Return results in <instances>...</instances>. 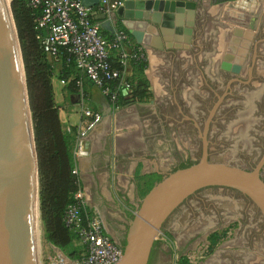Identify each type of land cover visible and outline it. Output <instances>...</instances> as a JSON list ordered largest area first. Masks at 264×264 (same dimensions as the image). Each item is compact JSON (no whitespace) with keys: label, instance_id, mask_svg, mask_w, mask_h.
<instances>
[{"label":"flooded vegetation","instance_id":"flooded-vegetation-1","mask_svg":"<svg viewBox=\"0 0 264 264\" xmlns=\"http://www.w3.org/2000/svg\"><path fill=\"white\" fill-rule=\"evenodd\" d=\"M198 7L200 10L197 17L195 15L197 20L192 22V45L191 49H187L189 54L178 56L177 49H170L166 52L171 61L169 66L159 70V75L163 78L162 83L167 84L165 87L170 91V100L166 98L167 104L157 106L156 109L138 111V115L134 112L143 122L155 126L156 133L144 136L147 149L162 164L164 176L182 167L196 164L201 157L204 143L208 152V148L219 138L216 145H225L222 154L224 159L227 157L225 163L221 164L251 171L261 163L259 177L264 183V11L257 17L255 15L249 23H241L238 27L243 31V26L252 27L256 30L253 35L247 32L242 33V36H233L231 29L224 27L223 30H227L221 33V37H215L214 34L218 30L211 21L213 10L210 6H203L202 2H198ZM230 46L237 47L232 63L224 59ZM242 49L243 56L237 57ZM203 51L205 56L199 60L198 54ZM248 54L251 56L248 57ZM236 60L241 62L237 63ZM188 71L189 76L186 75ZM217 86L221 88L217 89ZM179 93H182V96ZM226 98H233V101L225 102ZM208 101H212L210 109L202 108V103ZM188 103L191 108L186 112L185 105ZM172 104L175 110L169 109ZM180 130L192 131L190 142L200 150L199 158L192 156L191 151L184 156L173 151L166 158L162 156L163 153L160 154L159 151L163 150L165 143L167 146L175 144L174 138L181 135ZM153 137L158 140L151 142ZM238 147L245 148L248 152L244 155L243 151H232ZM209 157L208 152V160ZM233 202L251 209L254 215L260 216L251 201L239 192L223 187H207L185 199L168 217L162 226L161 237L165 233L174 236V226L180 222H184L183 229L189 225L188 230L204 224L206 230H226L233 226L232 221L228 222ZM260 223L264 226V222L260 221L254 222L252 227L245 226L242 222H237L236 225L239 233L251 238V235L258 236ZM191 237H195L193 233ZM112 239L121 248L124 241L123 232H116ZM244 259L249 260L250 257ZM183 260L184 258L180 257L174 262L167 245L160 241L153 245L147 264H179ZM187 260L192 264L189 258ZM256 260L253 264H264L258 256Z\"/></svg>","mask_w":264,"mask_h":264},{"label":"water","instance_id":"water-1","mask_svg":"<svg viewBox=\"0 0 264 264\" xmlns=\"http://www.w3.org/2000/svg\"><path fill=\"white\" fill-rule=\"evenodd\" d=\"M250 1L254 4V0ZM84 3L95 7L99 0H84ZM171 3L169 0H149L145 5L159 10L164 4L169 7ZM234 6L230 5L231 8ZM260 12L261 8L257 15ZM159 19V14L155 13L153 21ZM109 26L104 22L101 29L111 33ZM237 32L242 34L238 29L232 30L231 34L238 36ZM131 35L136 36L135 33ZM136 42L141 44L138 39ZM165 46L168 49L189 48L187 44L170 41ZM227 51L224 59L232 63L237 47L230 46ZM260 167L261 163L247 171L211 163L204 143L196 164L164 175L142 199L128 220L122 255L117 264H147L152 247L162 234L164 222L185 199L207 187L239 192L251 201L264 221V183L259 177ZM34 179L40 222L38 165L25 68L11 1L0 0V264H37Z\"/></svg>","mask_w":264,"mask_h":264},{"label":"crops","instance_id":"crops-1","mask_svg":"<svg viewBox=\"0 0 264 264\" xmlns=\"http://www.w3.org/2000/svg\"><path fill=\"white\" fill-rule=\"evenodd\" d=\"M122 1L123 5L119 9L114 10L107 6L105 13L98 16V20L101 24L108 22L111 31L125 28L135 42L137 39L140 40L147 54L145 78L149 85H157L163 80L159 70L167 68L171 62L166 55L170 49L165 43L170 41L187 44L188 50L191 49L187 39L189 33H192V11L187 8L177 12L175 7L176 13L164 12V8L159 10H154L151 6L147 8L145 3L149 0ZM182 1L185 4L190 3V0ZM214 1L209 4L213 10L212 19L217 20L213 26L220 31L224 27L232 31L234 27H240L241 23H249L258 14L259 8H261L259 15L264 11L263 0H254V4L250 0H239L221 5L213 4ZM232 4L235 6L231 8ZM242 10L246 12L243 13ZM155 13L160 16L157 22L153 21ZM174 28L180 32L176 40L171 33ZM186 29L191 32L187 34ZM242 29L251 32L252 35L256 32L244 27ZM131 32L136 36L133 37ZM107 33L109 34L108 31ZM218 36L221 37V32ZM182 49L183 51L177 49L178 56H187L189 51ZM61 68V62L52 63L51 86L61 128L68 137L72 149L82 123L81 104L102 115L101 122L88 136L89 155L76 161L77 174L81 181L80 188L84 192L87 209L89 213L102 220L105 231L111 238L120 231L123 232L125 239L128 220L137 211L149 190L163 178L162 164L147 149L144 134L140 128L133 127L130 117L119 119L117 125H113L114 114L110 112L108 101L99 89L86 81L83 82L85 91L80 90L79 94H72L66 88L67 83L60 80ZM123 111L124 109L115 115L123 117L121 115ZM73 246L78 248V254L82 253L83 247L78 241L75 240Z\"/></svg>","mask_w":264,"mask_h":264},{"label":"built area","instance_id":"built-area-1","mask_svg":"<svg viewBox=\"0 0 264 264\" xmlns=\"http://www.w3.org/2000/svg\"><path fill=\"white\" fill-rule=\"evenodd\" d=\"M32 10H39L40 17L35 21V30L43 32L40 44L51 68L54 61L68 67L73 65L81 76L92 86L99 89L108 101L110 112L116 114L125 106L123 99H131L130 81L111 69L108 61L115 59L124 70L130 63L136 66L147 65V54L143 45L135 42L125 28H118L108 36L102 34L98 16L105 13L107 6L119 9L122 0H99L90 7L84 0H26ZM62 49L66 51L63 60ZM119 80V85H112ZM82 87V80L78 81ZM82 123L71 151L74 161L89 155V133L102 120L99 112L85 104L80 108ZM77 174V169L72 171ZM64 226L76 237L83 247L76 264H117L121 248L105 231L102 220L89 213L84 192L79 188L63 215Z\"/></svg>","mask_w":264,"mask_h":264},{"label":"trees","instance_id":"trees-1","mask_svg":"<svg viewBox=\"0 0 264 264\" xmlns=\"http://www.w3.org/2000/svg\"><path fill=\"white\" fill-rule=\"evenodd\" d=\"M11 11L21 46L32 117L38 165L40 220L46 241L66 253L70 259H78V251L76 253L73 246L76 237L64 226L62 219L65 209L73 203L74 194L81 187V181L78 174L72 173L77 169V162L72 156L69 139L62 131L54 104L52 68L40 44L43 32L35 30V21L40 17V11L32 10L26 0H13ZM102 34L108 36L107 31L102 30ZM62 54L64 60V49ZM108 63L125 81H130L131 99L126 102L123 96V105L141 102L149 89L144 76L147 65L136 66L130 63V69L124 70L115 59ZM60 80L67 83L66 88L72 94L85 91L83 85L79 87L78 81L86 83V79L72 64L68 67L62 64ZM112 85L118 86L119 80L113 81ZM180 264L189 263L184 258Z\"/></svg>","mask_w":264,"mask_h":264},{"label":"rangeland","instance_id":"rangeland-1","mask_svg":"<svg viewBox=\"0 0 264 264\" xmlns=\"http://www.w3.org/2000/svg\"><path fill=\"white\" fill-rule=\"evenodd\" d=\"M11 3L13 0H9ZM151 1V0H150ZM173 1L169 7L172 9H168L169 7L166 6V4L163 5L162 8H164V12H178V10L183 9L187 10V7L190 11H192V22L195 18V15L197 17V14L200 10L198 7V2H202L203 6L209 7V4L212 0H190V6L188 4H185L182 0H169ZM239 0H215L213 4H219L222 3H232ZM264 3V0H263ZM175 7L176 11H175ZM216 20V19H215ZM215 20L211 18L212 23H215ZM217 22V20H216ZM234 29H238L239 31H243L238 27H234ZM227 30V29H226ZM226 30H223L222 32L220 30L217 31L216 35L218 37V34L221 32H225ZM252 30V29H251ZM189 29H186V33H189ZM191 32V31H190ZM173 38L176 40L178 39V35H180V32L174 28V30L171 32ZM238 33V32H237ZM242 33L247 34V32L243 31ZM239 34V33H238ZM215 36V37H216ZM168 40V39H165ZM188 42H192V33H189V38L187 39ZM192 45V44H191ZM196 45V44H195ZM194 45V47H195ZM196 50V49H195ZM241 51H244L243 49L240 50V53L238 56H243V53ZM223 52H225V49H223ZM222 52V53H223ZM205 56V51L200 52L198 54V59L202 60ZM251 54H248V57H250ZM236 62H241L240 60H236ZM249 62V61H248ZM187 76L190 75V71L186 73ZM145 76V75H144ZM150 77V74H149ZM149 84V83H148ZM167 86L164 85V83H158L157 85H149V89L147 92V96L144 97L141 102L139 103H129L130 105L125 106L123 109V113L121 115L123 117H118L117 115H112V124L117 125V120L123 119L124 117H130V121L133 123V127L140 128L142 133L145 135L147 134H154L156 133L155 126L151 123L146 124L145 121L143 122L141 119H139L134 112L138 115L139 112L144 110H150V109H156L157 106H161L164 104H167L168 100H170V91L167 89ZM220 86H217V89H220ZM183 90H186L183 88ZM180 94V93H179ZM182 96V93L180 94ZM168 98V100L166 99ZM226 101H233V98H226ZM235 101V100H234ZM212 101H208L207 103H202L201 107H206L208 110L211 107ZM190 103L185 105V110L188 112L191 108ZM198 104V103H197ZM188 106V107H187ZM220 108V107H219ZM169 109L175 110L176 108L173 106L169 107ZM139 111V112H138ZM204 111V110H203ZM205 112V111H204ZM140 114V113H139ZM133 116V118H132ZM125 118V119H127ZM171 125V123H169ZM134 128V129H135ZM155 129V130H154ZM177 129V128H176ZM175 130V129H172ZM177 132V131H176ZM181 135H179L175 141V144H169L167 146V143H165V146H163V150L159 151L160 154L163 153L162 156L169 157V154L171 152H177L181 156L186 155L189 151L192 152V156H196V158H199L200 150L195 147L194 144H192V131L183 132L180 130ZM158 140L157 137H153L151 139V142ZM217 138L213 144V146H210L208 148V152L210 153L209 162L211 163H225L224 159V146L222 143L219 145H216ZM145 141V139H144ZM226 149V148H225ZM231 149V148H230ZM237 150H232L233 152H239L243 151L242 153L245 155L247 150L242 147L236 148ZM252 151L250 150V154ZM153 154V153H152ZM241 154V152H240ZM163 157V158H164ZM162 158V159H163ZM171 158V157H170ZM172 159V158H171ZM170 159V160H171ZM172 162V161H170ZM245 163V162H244ZM246 164V163H245ZM169 164L167 163V168L169 169ZM234 167V166H233ZM231 209V215L228 217L230 218L228 222L232 221L233 226L229 227L228 229H210L206 230V225L204 224L201 227H197L192 230H188L189 225H186L187 228L183 229L184 222L177 223V225L174 226V236L166 234L164 236H160L156 242H163L167 245L168 249L171 252L172 259L174 262H176V259H179L180 257L183 258H189L190 262L192 264H253L256 260V257L260 258L264 262V226L262 223H260V226L258 227L257 233L258 236L251 235L250 237L243 236L242 233L238 232V226L236 225L237 222H242L245 224V226L252 227V224L256 221L264 222L261 220L260 216H256L253 214V211L243 205H238L237 203L233 202V206ZM39 235L37 236V230H36V263L37 264H76V259H70L66 253H63L59 249L53 247L50 245L45 238V232L42 225V221L39 222ZM187 229V230H186ZM185 230V231H184ZM192 233L195 236L192 239ZM191 237V238H190ZM76 250V253L78 251L77 247H74ZM250 257L249 260H245L244 258ZM180 264V263H179Z\"/></svg>","mask_w":264,"mask_h":264},{"label":"bare ground","instance_id":"bare-ground-1","mask_svg":"<svg viewBox=\"0 0 264 264\" xmlns=\"http://www.w3.org/2000/svg\"><path fill=\"white\" fill-rule=\"evenodd\" d=\"M254 29L250 30L253 31ZM243 32V31H242ZM27 112V120H28V128L30 131V119H29V115H28V111L26 109ZM34 190H35V202H36V213H37V218H36V230H37V236L39 235V217H38V202H37V189H36V180L34 179Z\"/></svg>","mask_w":264,"mask_h":264}]
</instances>
